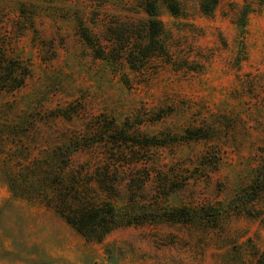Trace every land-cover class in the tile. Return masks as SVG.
<instances>
[{
  "label": "rangeland",
  "instance_id": "obj_1",
  "mask_svg": "<svg viewBox=\"0 0 264 264\" xmlns=\"http://www.w3.org/2000/svg\"><path fill=\"white\" fill-rule=\"evenodd\" d=\"M177 1L143 57L136 0H0V264H264V4ZM74 176L156 220L84 240Z\"/></svg>",
  "mask_w": 264,
  "mask_h": 264
},
{
  "label": "trees",
  "instance_id": "obj_2",
  "mask_svg": "<svg viewBox=\"0 0 264 264\" xmlns=\"http://www.w3.org/2000/svg\"><path fill=\"white\" fill-rule=\"evenodd\" d=\"M158 1L159 0H136V5L141 9L147 19L145 24V40L146 48L142 53L143 57H148V52L156 51L160 41L163 28L158 20ZM248 1V0H243ZM260 4H264V0H254ZM163 4L173 16L180 14V7L177 0H162ZM218 0H200L199 11L203 14L211 13ZM245 27V14H242L238 23L239 32L242 33ZM88 40L87 37H84ZM132 66V64H131ZM132 68V67H130ZM6 70V69H5ZM19 78V77H18ZM4 82V80L2 79ZM1 82V79H0ZM11 88H18L22 81L14 78ZM20 82V83H19ZM2 87V85H0ZM184 138L188 141H197L206 139L207 136L198 134V131L186 130ZM162 146V145H159ZM108 182L104 180L97 181L98 195H91L86 185H82L77 176L73 177L72 186H66L65 182L61 181L60 187L55 190V203H50V207L64 220V222L78 235L86 241H100L109 232L125 227L138 226L148 221H154L155 215H151L149 209L134 208L127 212L118 211L112 205V192L106 188ZM112 185L114 182H110ZM139 189H142L139 186ZM264 191L263 188L256 186V181L252 182L249 189L244 192L249 196L248 201H254L260 193ZM256 196V197H254ZM136 210V211H135ZM153 216V217H152ZM264 224V217L262 218Z\"/></svg>",
  "mask_w": 264,
  "mask_h": 264
}]
</instances>
